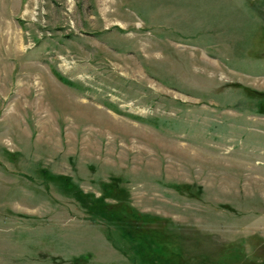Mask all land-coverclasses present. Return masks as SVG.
Instances as JSON below:
<instances>
[{
	"label": "rangeland",
	"instance_id": "374dc122",
	"mask_svg": "<svg viewBox=\"0 0 264 264\" xmlns=\"http://www.w3.org/2000/svg\"><path fill=\"white\" fill-rule=\"evenodd\" d=\"M138 236L264 264V0H0V264Z\"/></svg>",
	"mask_w": 264,
	"mask_h": 264
},
{
	"label": "trees",
	"instance_id": "16d2710c",
	"mask_svg": "<svg viewBox=\"0 0 264 264\" xmlns=\"http://www.w3.org/2000/svg\"><path fill=\"white\" fill-rule=\"evenodd\" d=\"M125 232V235L129 236V234L131 233V230H124L123 233ZM142 236H138V240L140 243L144 244L143 248H144V252H143V257L144 255L147 256V259L149 261V264H168L166 261L168 260V253H166V246H163L162 244H157L156 245V250H152L151 247L153 246H149V242L147 239H144ZM151 244V243H150ZM154 247V246H153ZM148 254V255H147ZM159 256V257H158ZM134 263H135V257L132 258Z\"/></svg>",
	"mask_w": 264,
	"mask_h": 264
}]
</instances>
